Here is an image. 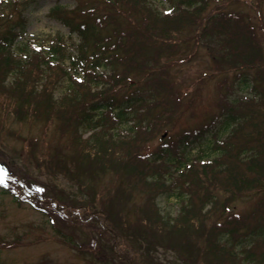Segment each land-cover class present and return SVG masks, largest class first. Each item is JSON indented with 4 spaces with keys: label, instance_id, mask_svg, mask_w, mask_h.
Returning <instances> with one entry per match:
<instances>
[{
    "label": "rangeland",
    "instance_id": "rangeland-1",
    "mask_svg": "<svg viewBox=\"0 0 264 264\" xmlns=\"http://www.w3.org/2000/svg\"><path fill=\"white\" fill-rule=\"evenodd\" d=\"M58 2L63 5L64 11L57 14L80 13L74 14V17L70 14L74 19L79 16L93 17L95 13L103 14L110 9L101 0ZM176 2L148 0V4L159 14H165L166 8L173 9ZM54 3L55 0H32L24 7L16 8L24 14V21L26 18L24 33L14 47L21 59L25 60L35 52L47 57L45 51L52 40H58L56 37L59 36L65 42L67 54L62 63L68 66L69 57L75 54L78 37L74 33L70 34L68 28L58 20L57 14L50 10ZM89 6H95L94 12L88 10ZM195 6H201L197 9L201 23L218 12L232 13L234 18H240L247 26L252 48L262 57L264 65V0H203ZM74 7L75 10L71 11ZM115 11V21H108L104 27H96L100 45L114 42L118 35L126 34L124 30L127 33L132 30V43L141 42L132 22L133 18L138 19V12H130V9L122 8L119 4ZM198 29L195 27L188 35L185 31L179 32L177 48L172 55H159L156 60L136 59L139 69L142 64L146 67L140 70L144 77L138 69L130 71L128 82L134 81L135 85H128L122 80L112 87L115 94L126 95L142 84L144 78L152 86H158L151 92L150 101L127 111L128 118L133 115L137 119L135 129L152 119L154 129L151 136L143 137L139 142L144 143L145 152L154 149L160 142L176 141L180 146L183 132L199 127L215 113L219 114L222 95L232 100L256 96L249 85L240 81L242 75L251 76L255 69H246L240 60L236 63L234 60L225 62L228 57H224V52L217 47L221 42L224 44V41L230 40L225 37L221 38L224 40H215L213 36L201 39L196 34ZM79 50L84 49L80 47ZM90 53L91 50H85V54ZM134 53L136 58L139 57L138 52ZM216 62L220 63V67ZM115 65L117 68L122 66L119 63ZM105 70H108L106 66ZM11 81L9 76L5 83ZM256 81H261L264 90V71L259 79L253 80ZM68 88L69 80L63 78L53 94L58 97ZM103 88L104 92H108L110 87ZM167 98L175 102L164 103ZM8 100L0 95V162L10 174L6 182L7 189L0 186V264H119L112 239L104 232L99 216L107 206L114 210L115 197L121 192L116 188L120 184L117 174L101 172L94 164L101 166L98 161L87 153L75 151L67 136L58 134L53 128L52 120L36 121L29 116L21 120L16 118L8 111L11 105ZM134 123L108 119L107 132L114 139L127 137L134 131ZM230 128L220 130L216 137L223 138ZM163 131L165 135L161 136ZM89 133L90 130H85L83 137ZM30 141L36 142L38 147L30 149ZM213 144L214 137L207 134L205 139L180 151L177 156L170 155L166 158L169 164L167 172L173 171L175 174L189 170L191 165L195 166L193 170L199 171L201 167L197 166L202 160L207 161L218 153ZM49 160L57 171L47 166ZM62 163L66 164L70 175L60 172L63 170ZM92 163L96 167L93 166L96 169L94 171ZM166 178L167 181L171 179L170 175ZM129 193L132 195L131 191ZM263 193L251 188L239 190L232 195L228 210L225 208L224 211L248 215L260 203ZM132 197L131 202H139L138 194ZM153 204H156V212L140 204L137 214L133 210L126 211L119 203L121 213L113 216L118 229L127 239L138 234L146 237L150 243L149 255L153 261L150 262L148 256L138 248L133 254L136 264H216L212 247L209 248L205 243L207 232L215 219L206 217L196 235H188L185 229H173L175 232L171 236H163L162 230L157 231L149 223H157V219L163 223V218L175 216L180 203L172 192H161L156 194ZM211 217H215V214H211ZM167 239L171 248L168 247ZM234 248L239 251L241 247L237 244Z\"/></svg>",
    "mask_w": 264,
    "mask_h": 264
},
{
    "label": "trees",
    "instance_id": "trees-1",
    "mask_svg": "<svg viewBox=\"0 0 264 264\" xmlns=\"http://www.w3.org/2000/svg\"><path fill=\"white\" fill-rule=\"evenodd\" d=\"M22 1L25 0H0V95L9 99L11 105L8 111L19 120L26 116L42 122L52 120L53 128L58 134L67 136L75 151L87 153L90 158L98 161L101 166L93 163L101 172L117 174L120 184L116 188L121 192L115 199L126 211L133 210L138 214L141 204L151 212H156V204H153L156 194H175L180 203L176 215L163 218V223L158 219L157 223H149L156 230H162L163 236H171L175 232L173 229H185L188 235H196L203 220L209 217L215 220L207 232L205 243L209 248L212 247L216 264H264V193L260 203L248 215L224 211L225 208L228 210L232 195L239 190L251 188L264 192V90L261 81L253 82L261 77L264 65L262 57L252 48V39L244 22L240 18H234L232 13L218 12L201 23L197 12L201 6L196 7L195 4L203 0H177L172 11L165 14H159L148 4V0H101L111 9H108L109 15L96 14L85 18L79 16L76 19L73 18L74 14L80 13H70L73 17L68 13L57 14L64 11V8L55 3L51 11L81 37L80 47L84 50L71 60L72 69L81 74V79H77L61 65L65 47L57 41L51 43L47 57L39 52L28 55L25 60L17 56L13 44L22 33L25 21L24 14L16 8H22L32 0ZM117 4L130 9V12H138V19L133 18L132 22L141 42L132 43V30L129 33L124 30L123 33L126 34L118 35L114 43L108 46L112 50L110 53L106 52L107 43L100 45L96 27H104L108 21H115ZM87 8L94 12L95 6ZM74 10L75 7L71 11ZM195 27H199L196 34L201 39L213 36L215 40L223 37L230 40L231 43L224 41V44L221 42L217 47L224 52V57H228L225 62L234 60L236 63L240 60L246 69H255L251 76L242 75L240 81L249 85L256 96L243 100L222 98L217 114L221 115L220 119L215 115L213 118H218L211 119L190 132L193 137L190 140V134H183L179 142L184 141L188 145L204 137L207 132L215 134L232 127L225 138L218 141L216 146L219 153L202 161L197 166L201 167L199 171L193 170L195 166L191 165L189 170L173 174V171L167 172L169 164L166 158L170 155L177 156L180 152L176 141L160 142L149 153L143 151L144 143H139L143 137L151 136L154 129L152 119L140 125V128L138 126L128 138L114 139L107 132L104 121L108 120V116L103 111L114 107L113 96L116 94H106L103 87L107 86L112 90L120 81H125L133 69H138L143 76L140 70H144L146 66L142 64L139 69L136 59L156 60L159 55H172L177 48L178 33L185 31L186 35L191 34L189 32ZM87 49L91 50L89 55L85 54ZM134 52H138L139 57L136 58ZM89 57L92 58L91 63L85 62L84 59ZM115 63L122 66L117 68ZM216 63L220 67V63ZM102 64H108V73L96 70V66ZM9 76L12 81L6 84ZM63 78L69 80L68 93L56 97L54 90ZM255 87L258 89H254ZM157 88L158 86H152L144 78L142 84L133 88L118 103L122 108L118 105L116 118L123 116L124 109L140 107L150 101L149 98L153 95L151 92ZM168 94L169 92L167 97ZM170 102L175 101L167 98L164 103ZM99 125L88 137L81 136V131ZM29 143L30 149L38 147L36 142ZM93 163L94 171L96 167ZM53 164L49 160L47 166L54 170ZM61 166L63 171L69 172L65 163ZM168 175L171 177L169 181L166 178ZM129 191L132 195L138 194L139 202L130 201L132 195ZM117 201H114V210L107 206L103 214H99L104 232L113 241L118 256L115 258L119 264H136L134 252L141 248L142 254L152 262L149 255L150 243L146 237L134 234L131 239H127L118 229L113 218L121 213ZM133 203L139 206L136 207ZM211 214H215V217H211ZM154 215L157 217V214ZM167 244L171 248L168 239ZM237 244L241 247L239 251L234 248Z\"/></svg>",
    "mask_w": 264,
    "mask_h": 264
},
{
    "label": "snow or ice",
    "instance_id": "snow-or-ice-1",
    "mask_svg": "<svg viewBox=\"0 0 264 264\" xmlns=\"http://www.w3.org/2000/svg\"><path fill=\"white\" fill-rule=\"evenodd\" d=\"M165 11H166V12H171L172 9H170V8H166ZM77 79H81V77H77Z\"/></svg>",
    "mask_w": 264,
    "mask_h": 264
}]
</instances>
